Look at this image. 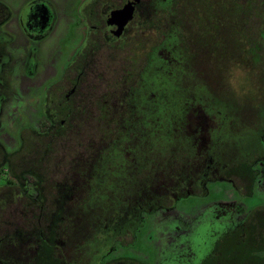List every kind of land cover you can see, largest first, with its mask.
Here are the masks:
<instances>
[{
    "label": "rangeland",
    "instance_id": "rangeland-1",
    "mask_svg": "<svg viewBox=\"0 0 264 264\" xmlns=\"http://www.w3.org/2000/svg\"><path fill=\"white\" fill-rule=\"evenodd\" d=\"M36 1L46 3L53 14L39 40L30 38L23 25L24 9ZM107 1L121 4L0 0L4 156L19 149L21 130L41 131L45 99L70 89L71 62L88 29L81 9L96 4L93 14ZM201 2L142 0L123 46L109 49L102 40L96 42L102 48L73 99L71 145L59 144L62 153L45 177L27 181L26 176L18 183L1 158L0 188L8 185L35 200L69 208L75 218L73 236L60 251L70 264H89L98 256L119 264H264V51L254 47L249 56L238 32L257 38L250 33L260 16L241 18L233 30V0L226 6L220 0ZM109 10L108 4L101 12ZM211 10L225 16L219 32ZM156 28L165 35L159 46ZM134 56L147 61L137 83L117 88L132 74L129 59ZM231 64L248 72L246 96L237 97L225 86ZM108 116L118 118L119 129L101 144V120ZM76 125L80 145H75ZM92 143L102 152L89 166L83 159L77 164L71 155ZM76 188L81 189L73 197Z\"/></svg>",
    "mask_w": 264,
    "mask_h": 264
},
{
    "label": "trees",
    "instance_id": "trees-1",
    "mask_svg": "<svg viewBox=\"0 0 264 264\" xmlns=\"http://www.w3.org/2000/svg\"><path fill=\"white\" fill-rule=\"evenodd\" d=\"M221 1L223 3L227 2V0ZM233 1L237 25L238 23L239 25L241 24L240 21H238L241 16L248 18L256 14L260 16L259 26L255 31L250 33H257L256 37L258 39L252 35H248L243 30L238 31L242 35L240 41H242V43L245 41L249 47L248 55L250 56L251 53V55L254 56L252 52L254 47L255 49L264 51V0ZM189 8L192 12V6H189ZM157 29L158 28H156V30ZM157 31H159V34L156 38V45L159 46L165 35L164 32H160V29ZM150 55L151 54L148 53L146 59ZM256 59L260 60V57ZM129 60L132 64L130 69L132 74H127L121 82L116 85L117 88L121 89V86L128 89L133 88L137 74L143 66H146L145 64L147 62L145 59L136 58L135 56L130 57ZM251 60L253 62V57H251ZM143 61L145 62L143 63ZM137 63L143 64L139 67H135L138 66ZM253 63L257 64L255 62ZM88 75L87 73L85 75H80L75 92L78 91ZM45 107L46 113L45 111L44 113L46 115V120L45 123L41 125V131L35 132L31 129L23 130L20 134L22 140L21 146L18 150L8 155L7 168L9 174L18 183H22L23 180L25 181L24 177L26 176H29L26 178L27 181L30 178L33 179V181H37L39 177H45L52 168L53 162L58 159L57 156L62 153L63 146H59V144L62 145L65 143L66 145H71L69 128L73 120H75L72 115V102L64 101L63 96L57 93V95H53L51 99H48V97L46 98ZM77 118L78 117H76V119ZM116 119L118 118L109 116L103 120L100 119L103 122V126L98 138L99 143L102 144L106 137V140L111 137H116L115 135L119 129L117 128ZM76 127L75 138L77 137V140L75 139V145H80L78 125H76ZM92 144L88 145L89 147L82 146L77 154L71 155V157L76 159L77 164H80V162L83 163V160H88L87 166H89V162L96 156L97 151H100V153L102 152L101 147L98 148L95 147L96 145L94 143ZM77 147L78 146H76V149ZM68 148L69 154L72 149L69 146ZM84 155H86L85 158H83ZM70 170L71 172L73 171L71 168ZM83 184L84 183H79L81 187H83ZM80 189L81 188L75 189L73 197L79 195ZM51 209H56V211ZM68 209L69 208L60 204L59 206L55 204L50 205L47 203L46 199L41 200L40 198L39 200H35L32 195L17 193L8 185H4L0 188V264H70L71 261H68L65 256L62 257L64 249L60 251L62 243L67 247V244L71 242L70 238L73 236V221H75V218L70 217V213L67 212ZM140 214L141 211H138L137 217L139 223H142ZM124 229L133 232L127 224L124 225ZM57 242L58 244H56ZM73 245L74 244H71V246ZM107 253L108 252L102 253L101 256ZM98 257L97 259L92 258L89 264H119V262H107V256L104 259Z\"/></svg>",
    "mask_w": 264,
    "mask_h": 264
},
{
    "label": "flooded vegetation",
    "instance_id": "flooded-vegetation-1",
    "mask_svg": "<svg viewBox=\"0 0 264 264\" xmlns=\"http://www.w3.org/2000/svg\"><path fill=\"white\" fill-rule=\"evenodd\" d=\"M205 1L206 0H202V2H205ZM120 2L121 4L119 6L115 4L110 5L108 1L104 6L98 5L99 8L101 7V9H103L109 4L110 10L107 14H104L103 12H101V9L100 10L94 9L93 14H92L91 9L97 6L96 4H93V3L84 4V6L81 9V13L84 17L82 20L83 22L87 23L88 29H86L85 31V38H84V42L82 46L79 48V50L77 51L78 53H76V55L74 56L71 62V66L73 68V74H72L73 77L72 79L71 77L69 78L70 89L68 90L67 94L65 93L64 95H62L64 101L72 102V112H73L72 115L73 116H74V108H75L73 99L75 98V91L77 87L76 85L79 81V77L80 75H85L86 73L88 74V72L91 71V68L93 64H95V61H96L95 57L98 54V49L100 50L102 48L96 42H98V40H102V44L105 45L106 48H109V49L112 48L113 46H123L122 43H124L123 41L124 34L127 28L129 27V25L135 19L136 9L142 3V0H136V2L133 3V18L124 27L121 35L119 37H116L114 35V32L116 31L117 26L115 24L110 23V15L111 13L123 8L125 0H120ZM221 3L223 4V6H226V3H223L222 1ZM211 13L213 14L214 20L215 18L217 19L216 26L219 32V28L221 27L220 20H222V18H224L225 16L219 17V15L217 16V14L213 12L212 10H211ZM23 15L25 16L23 25L25 26L27 35L34 40H39L43 38L46 35L45 32L47 31L48 27L50 26L53 20V14L50 8L48 7V5L42 1L33 2L24 9ZM241 18H248V17L241 16ZM239 21L242 22V20H239ZM219 22H220V25H219ZM235 26H237V19L234 17L233 27H232L233 30L236 29ZM91 40H92V43L90 44L89 41ZM23 130H27V129L25 128ZM23 130H21V132ZM258 139L259 137H257V145L259 146ZM260 146L263 150L261 151L262 162H263L264 161L263 138L260 139ZM3 153H5L4 149L1 148L0 146V160L1 158H4L3 161L7 167L8 166V163H7L8 155H10L11 153H9L6 156H4ZM6 170L8 171V168Z\"/></svg>",
    "mask_w": 264,
    "mask_h": 264
},
{
    "label": "clouds",
    "instance_id": "clouds-1",
    "mask_svg": "<svg viewBox=\"0 0 264 264\" xmlns=\"http://www.w3.org/2000/svg\"><path fill=\"white\" fill-rule=\"evenodd\" d=\"M247 80L248 72L240 64H231L225 72V86L237 97H243L248 94Z\"/></svg>",
    "mask_w": 264,
    "mask_h": 264
},
{
    "label": "water",
    "instance_id": "water-1",
    "mask_svg": "<svg viewBox=\"0 0 264 264\" xmlns=\"http://www.w3.org/2000/svg\"><path fill=\"white\" fill-rule=\"evenodd\" d=\"M136 0H125L124 6L122 9L111 13L110 23L117 26L114 35L119 37L129 21L133 18V3Z\"/></svg>",
    "mask_w": 264,
    "mask_h": 264
}]
</instances>
